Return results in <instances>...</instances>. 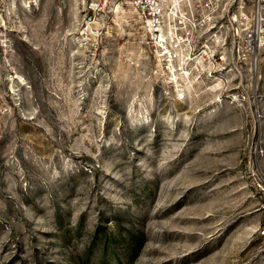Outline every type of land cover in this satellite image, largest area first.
<instances>
[{"label":"rangeland","instance_id":"rangeland-1","mask_svg":"<svg viewBox=\"0 0 264 264\" xmlns=\"http://www.w3.org/2000/svg\"><path fill=\"white\" fill-rule=\"evenodd\" d=\"M86 1L0 0V264H264V0L172 65Z\"/></svg>","mask_w":264,"mask_h":264},{"label":"built area","instance_id":"built-area-1","mask_svg":"<svg viewBox=\"0 0 264 264\" xmlns=\"http://www.w3.org/2000/svg\"><path fill=\"white\" fill-rule=\"evenodd\" d=\"M111 0H87L81 34L99 33L106 20L100 12ZM135 8L157 49L171 65L177 61H198V50L210 45L214 36L229 30L235 37L244 30L246 0H125ZM257 14L260 9L257 8ZM240 30V31H239ZM246 35V29L242 32ZM231 41V43H232ZM246 41V40H245ZM223 44H226L225 40ZM254 52L258 46L256 28L248 34ZM205 51V50H204ZM215 53H212L214 57Z\"/></svg>","mask_w":264,"mask_h":264},{"label":"flooded vegetation","instance_id":"flooded-vegetation-1","mask_svg":"<svg viewBox=\"0 0 264 264\" xmlns=\"http://www.w3.org/2000/svg\"><path fill=\"white\" fill-rule=\"evenodd\" d=\"M207 47H209V45H208ZM205 51H206V50H205Z\"/></svg>","mask_w":264,"mask_h":264}]
</instances>
